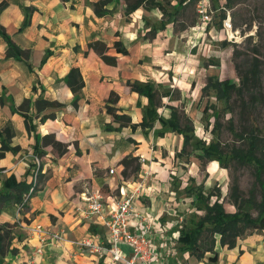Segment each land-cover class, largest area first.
<instances>
[{"label": "crops", "instance_id": "1", "mask_svg": "<svg viewBox=\"0 0 264 264\" xmlns=\"http://www.w3.org/2000/svg\"><path fill=\"white\" fill-rule=\"evenodd\" d=\"M3 1L7 5L0 10V26L18 46L28 50V57H8V43L0 33V194L6 190L5 181L11 177L17 182H32L38 168L36 157L40 160L39 173L45 180L29 197L22 213L19 203L0 205V225L10 223L12 230L20 223L19 231H10L12 239L3 242L1 264H120L106 253L79 252V241L93 235L107 241L109 235L103 224L83 218L80 208L85 203L82 193L87 185L102 190L112 206L129 180L143 182L145 187L134 204L139 215L133 216L131 231L141 232L150 223L152 227L147 235L163 255L164 264H198L209 260L206 254L199 257L183 249L181 241L184 217L203 216L206 212V208L196 205L201 201L197 194L202 191L181 195L175 183H182L181 189L185 188L190 179L182 175L185 167L189 175L200 179L194 172H200L196 168L198 161H209L210 169L213 162L217 163V169L208 171L211 173L209 187L218 179L215 178L217 171L225 168L216 160L202 158L203 151L192 145L187 153L194 152L193 161L180 162L184 135L164 127L158 120L152 129L141 125L136 129L131 126L105 129L108 123L119 126L106 109L113 90L120 96L117 112L128 114L134 123L140 124L146 108L150 107L149 97L133 90L129 80L154 84L156 106L165 118L171 116L172 107L178 108V100L169 93L172 87H180L184 94L192 92L193 98L188 104H195L194 95L198 90L191 78L197 69L192 62L194 53L189 51L185 60L182 52L169 49L163 42L165 30L149 37L152 27L144 21V8L127 18L122 4L113 14L97 16L92 3L98 0H0V3ZM114 5L115 2L108 7L113 9ZM24 7L32 9L26 26ZM98 39L110 46L111 54L116 53L115 40H122L129 54H119L117 65L107 64L89 48V43ZM74 66L80 68L85 80L77 104L65 80ZM38 98L57 101L61 106L39 112L35 105ZM50 113L54 117L41 121L44 114ZM25 114L30 116L33 129L28 128ZM188 114L185 115L191 119L194 134L203 139L195 132L194 120L201 116L197 104ZM160 131L164 134L159 135ZM49 134L67 145L64 154L60 155L52 145L42 144L41 138ZM3 140L15 149L3 151ZM37 142L40 156L35 149ZM130 154L140 157L141 170L125 178L120 162ZM38 224L43 227L46 242H41L39 234L32 231ZM55 232H63V239H52ZM263 233L249 236L250 240H244L247 244L237 242L234 248L222 246L220 236L216 235L218 261L214 264H259L264 249ZM39 247L43 248L41 253H37ZM120 251L129 256L132 246L121 242Z\"/></svg>", "mask_w": 264, "mask_h": 264}, {"label": "trees", "instance_id": "2", "mask_svg": "<svg viewBox=\"0 0 264 264\" xmlns=\"http://www.w3.org/2000/svg\"><path fill=\"white\" fill-rule=\"evenodd\" d=\"M63 1L67 2L70 0ZM171 1L172 0H165V3H171ZM176 1V11H179L180 7L183 8L186 5L185 3L194 2L196 0ZM231 1L232 0H227L229 6L232 3ZM113 2H115L114 8L110 9L108 6ZM121 4L124 7L123 15L127 18L139 8H144L149 11L158 8L164 11L166 5L159 0H98L92 3L97 16L113 14L117 6ZM6 5V1L1 2L0 10L4 9ZM24 9L27 12V18L24 22V26H26L29 22L28 13L32 9H30V7H24ZM161 25L165 27L166 23L163 21ZM24 26L21 27V29L24 28ZM154 29L157 30L156 27H154ZM0 33L8 43V57L16 59H26L28 57V50H24L18 46L13 41L11 35H9L2 26H0ZM89 48L94 50L103 61L110 65H117L119 54H129L128 47L119 39L115 40L113 43L115 54L109 52L110 46L101 39L91 41L89 43ZM50 53L51 52L48 51L47 54L49 55ZM45 61L46 58L43 62ZM261 63V60L257 56H254L245 72H242L237 67L241 77L240 83L232 82L227 78L220 79L218 76H209L202 91L205 93L211 91L218 100L227 103H230L233 95L236 94L241 101L240 105H242L243 111L250 114V111H252L257 104L264 101ZM65 80L75 94L73 102L77 104L80 93L85 86V80L80 68L76 66L72 67L66 75ZM128 84L133 90L149 97L150 107L146 108L143 121L140 124L134 123L128 114L117 112L118 108L116 104L120 96L114 90L111 91L106 102V109L109 114L113 115L114 121L118 122L119 126L108 123L106 124V130H119L124 126H131L133 129H136L139 125L143 128L152 129L155 121L158 120L164 127H169L172 131L184 135V144L180 152L181 154L186 153L188 147L192 145L203 151L201 155L202 158L216 160L224 168H228L231 163H236L241 166H254L255 182L249 190L248 196H244L239 184V178H233L230 198L237 208L236 211H227L224 203L221 202L220 199H217L212 204L208 203L206 205V212L203 216L195 214L187 218L184 217L183 221L185 227L181 233V241L184 244L183 249L191 250L193 253H197L199 257H204L207 252H211L212 256L209 257V260L215 263L218 261V251L215 249L216 235L220 236V244L222 246L234 248L237 245L238 239L246 234V232L253 230L264 231V131L256 120L251 122L248 131L235 133V135L243 141L240 145L229 146L220 141H213L207 144L206 141L194 134L191 119L186 115H182L177 107H172L171 116L169 118H165L159 114L156 106L157 90L152 82L129 80ZM25 104L26 102L21 105V110L24 108ZM35 105L39 112L46 108L61 106L59 102L45 98H38ZM210 108H215V106L211 104L206 110L209 111ZM25 117L28 128L33 129L34 126L30 122V116L25 114ZM49 117H54V114H44L41 121H45ZM216 119L218 120V118ZM163 134V131L159 132V135ZM41 141L43 145H52L60 155L67 151V145L57 140L53 134L43 136ZM9 149L14 150L15 148L10 147L6 143V140H3L2 150ZM35 149L37 155L40 156L41 152L39 151L38 142L35 145ZM3 153L4 152H2V154ZM120 163L123 165L122 174L125 178L131 177L134 174L136 175L141 170V160L139 156L133 154L127 155ZM38 175L39 177L35 190H37L40 184L45 180L44 175H40V173H38ZM31 187L32 183L28 184L25 181L17 182L13 177L7 179L5 181L6 190L0 194V205L9 202H22L25 194L29 192ZM210 195L214 194L212 193ZM217 195L220 196V191H217ZM197 199L204 201L207 198L202 192H199L197 194ZM10 227H12L10 223L0 225V253L4 249L3 242L6 236L11 233ZM5 229L6 232H4Z\"/></svg>", "mask_w": 264, "mask_h": 264}, {"label": "rangeland", "instance_id": "3", "mask_svg": "<svg viewBox=\"0 0 264 264\" xmlns=\"http://www.w3.org/2000/svg\"><path fill=\"white\" fill-rule=\"evenodd\" d=\"M159 1L166 4L165 0ZM202 1L185 3L183 8L180 7V10L176 11L177 1L172 0L171 3L165 5L164 11L158 8L151 11L144 9L146 15L143 14V18L147 25L152 27V30L148 32L149 37L153 38L165 30L162 32L164 34L163 42L168 44L169 49L182 52L184 54L182 59L185 60L189 57V51L195 55L193 57L195 60L192 62L197 69L191 78H194L193 80L197 84L198 92L194 97L197 109L201 113L200 118L194 120L195 132L208 144L220 141L229 146L240 145L243 141L235 133L248 131L253 120H256L264 131V101L257 104L248 114L243 111L242 105H240L241 101L236 94L233 95L230 103H227L218 100L213 92L205 93L201 88L207 83L209 76H218L220 79L227 78L232 82L240 83L241 77L238 69L245 72L254 56H257L262 62L264 88V0H232L230 6L227 4V0H207L205 9L210 16L209 21L202 19L199 12ZM203 4L205 3L203 2ZM163 21L166 23L165 27L161 25ZM171 74L174 73L171 71ZM182 92L180 87H172L169 93L173 99L178 100L176 103H178L180 113L189 115L188 113L193 112L195 107V104L189 105L193 93L186 92L184 94ZM211 104L215 108L209 111L205 110ZM193 153L191 150L184 153L179 159L180 162L191 163L193 161L191 159L194 157ZM197 167L200 172H194L199 174L200 179L197 180L196 177L189 175V169L185 167L186 174L182 173V175H185V178L189 176L190 179H188L185 188L181 189L182 183H175V187L180 188L181 195H193L202 191L207 199L196 203L200 209L205 210L209 202L213 203L218 198L228 211H236L237 208L230 198L233 178H239L244 196H248L249 190L255 182L253 165L241 166L231 163L228 168L217 171L215 178L218 179H215L216 181L209 187L211 173L208 171L212 172L217 169V163L213 162L210 169L209 161L203 160L198 161ZM133 176L135 174L131 177ZM217 191H220V196L217 195ZM212 193L214 196L210 199L209 194ZM20 212L22 213L23 210L21 209ZM18 225L19 227L14 226L10 231H19V222ZM257 232L263 233L264 231H248L238 239V242L242 244L245 239H247L246 241L250 240L249 236ZM11 239L12 233L6 236L5 242L8 243ZM260 239L263 240V237L260 236ZM262 252L259 264H264V249ZM206 256L209 258L212 253L208 252Z\"/></svg>", "mask_w": 264, "mask_h": 264}, {"label": "built area", "instance_id": "4", "mask_svg": "<svg viewBox=\"0 0 264 264\" xmlns=\"http://www.w3.org/2000/svg\"><path fill=\"white\" fill-rule=\"evenodd\" d=\"M207 0L201 2L199 12L202 19L209 21L210 16L205 9ZM203 2L205 4H203ZM38 168L35 170L32 187L29 192L25 194L22 202L19 203V209H23L29 197L35 192V187L38 181V173L40 167V160L36 157ZM111 173L114 169L110 170ZM126 188V190H124ZM143 182H131L130 180L124 185L121 196L115 198L112 206L109 205L106 194L100 190L91 188L89 185L84 190L83 197L85 199L84 205L80 208L81 215L85 219H93L96 222L103 224L109 232L107 241H100L98 235L87 237L78 242L79 252L84 253L90 251L92 253L103 255L109 254L114 261H119L120 264H164L165 259L159 253L154 243L149 239L147 233L151 230V224L148 223L143 226L141 232L131 231V220L133 216L139 215L134 204L143 194ZM39 234L41 242H46V235L43 232V227L38 224L32 228ZM52 239L60 241L63 239V232H55ZM127 242L132 246V254L127 256L120 251V243ZM42 247L37 248V253H41ZM198 264H214L210 260L199 262Z\"/></svg>", "mask_w": 264, "mask_h": 264}, {"label": "bare ground", "instance_id": "5", "mask_svg": "<svg viewBox=\"0 0 264 264\" xmlns=\"http://www.w3.org/2000/svg\"><path fill=\"white\" fill-rule=\"evenodd\" d=\"M228 25V24H227Z\"/></svg>", "mask_w": 264, "mask_h": 264}]
</instances>
